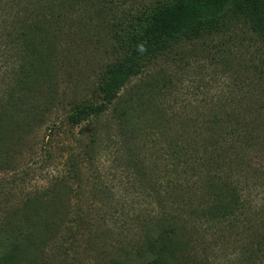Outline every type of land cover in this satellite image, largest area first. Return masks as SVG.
<instances>
[{
    "label": "trees",
    "instance_id": "obj_1",
    "mask_svg": "<svg viewBox=\"0 0 264 264\" xmlns=\"http://www.w3.org/2000/svg\"><path fill=\"white\" fill-rule=\"evenodd\" d=\"M87 2L0 0V176L21 197L0 212V264H213L209 242L240 228L258 233L234 248L235 264H264V218L247 219L246 173L264 153V117L237 115L231 101L177 116L162 101L169 73L152 70L183 42L242 26L259 47L250 66L262 55L264 75V0H159L115 16L116 59L92 98L72 105L65 130L49 125L48 87L59 35Z\"/></svg>",
    "mask_w": 264,
    "mask_h": 264
},
{
    "label": "rangeland",
    "instance_id": "obj_2",
    "mask_svg": "<svg viewBox=\"0 0 264 264\" xmlns=\"http://www.w3.org/2000/svg\"><path fill=\"white\" fill-rule=\"evenodd\" d=\"M156 1L159 0H120L119 8L112 12L99 10L90 0L84 3V10L80 11V15L76 14L78 20L72 26L65 27L58 38V48L54 54L56 71L48 87V95L53 98L49 125L57 124L68 129L67 117L72 105L92 98L100 73L108 63L115 61L116 57L111 49V30L117 22L115 16L122 15L123 12H136L143 5ZM249 37L250 33L241 26L227 35L205 41L183 42L175 46L168 57L157 60L152 67L155 73L166 70L172 79L168 92L165 91L162 98L163 103L172 113L185 117L204 114L208 111L205 107L208 102L231 101V110L236 111L237 115L252 108L254 113L264 117V75L260 66H257L262 63V55L250 66L249 58L257 56L255 52L259 47L254 41L249 43ZM243 52L247 56L242 57ZM213 55H219L222 59L216 62L212 59ZM257 156V162L251 168H246L250 184L247 219L252 222L253 227L260 215L264 218V153L260 151ZM24 169L31 172L29 176H24L31 190L36 186L33 174L37 167L29 162ZM8 178L6 175L0 176L2 213L5 206L18 207L21 203L19 192L18 198L15 197V192L11 196L7 194L12 190L11 181L13 182L12 178ZM120 180L117 178L115 183L126 190V195L136 192L131 183ZM142 203L143 200L140 204ZM123 221L125 220L116 221L118 225L115 229ZM257 233L258 230L240 228L223 233L227 239L213 237L208 248L210 252L215 251L213 264H235L237 258L234 257V248Z\"/></svg>",
    "mask_w": 264,
    "mask_h": 264
}]
</instances>
